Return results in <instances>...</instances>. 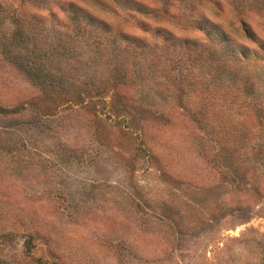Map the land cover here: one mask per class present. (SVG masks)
<instances>
[{
  "label": "rangeland",
  "instance_id": "374dc122",
  "mask_svg": "<svg viewBox=\"0 0 264 264\" xmlns=\"http://www.w3.org/2000/svg\"><path fill=\"white\" fill-rule=\"evenodd\" d=\"M0 264H264V0H0Z\"/></svg>",
  "mask_w": 264,
  "mask_h": 264
},
{
  "label": "trees",
  "instance_id": "16d2710c",
  "mask_svg": "<svg viewBox=\"0 0 264 264\" xmlns=\"http://www.w3.org/2000/svg\"><path fill=\"white\" fill-rule=\"evenodd\" d=\"M7 109H4L1 105H0V112H7Z\"/></svg>",
  "mask_w": 264,
  "mask_h": 264
}]
</instances>
